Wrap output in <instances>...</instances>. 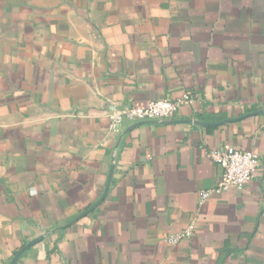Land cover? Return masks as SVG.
I'll return each mask as SVG.
<instances>
[{"label": "crops", "instance_id": "obj_1", "mask_svg": "<svg viewBox=\"0 0 264 264\" xmlns=\"http://www.w3.org/2000/svg\"><path fill=\"white\" fill-rule=\"evenodd\" d=\"M0 264H264V0H0Z\"/></svg>", "mask_w": 264, "mask_h": 264}, {"label": "built area", "instance_id": "obj_2", "mask_svg": "<svg viewBox=\"0 0 264 264\" xmlns=\"http://www.w3.org/2000/svg\"><path fill=\"white\" fill-rule=\"evenodd\" d=\"M193 99L186 96L183 100L175 102L172 100L153 101L144 108L134 107L120 110L110 115L113 128H119L124 124H135L146 121L174 120L183 104L192 103ZM211 157L220 164L223 174L218 185L211 190L201 191L199 203H204L213 194H221L232 189L243 190L245 185L252 180L253 176L262 167L261 159L252 151L240 150L229 147L214 152ZM191 230L173 236L169 242L172 245L190 238Z\"/></svg>", "mask_w": 264, "mask_h": 264}, {"label": "water", "instance_id": "obj_3", "mask_svg": "<svg viewBox=\"0 0 264 264\" xmlns=\"http://www.w3.org/2000/svg\"><path fill=\"white\" fill-rule=\"evenodd\" d=\"M176 121L174 120H161V121H146V122H139V123H135L133 124L129 130L135 128L136 126L142 125V124H159V125H163V124H170V123H175ZM21 253H19L17 255V257L15 258V261H17L20 257Z\"/></svg>", "mask_w": 264, "mask_h": 264}]
</instances>
